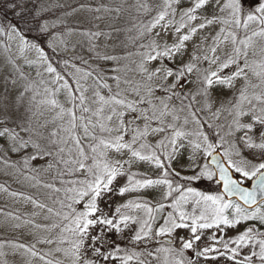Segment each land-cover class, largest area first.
I'll return each instance as SVG.
<instances>
[{
  "label": "snow or ice",
  "instance_id": "6c2138e0",
  "mask_svg": "<svg viewBox=\"0 0 264 264\" xmlns=\"http://www.w3.org/2000/svg\"><path fill=\"white\" fill-rule=\"evenodd\" d=\"M0 176V264H264V0H0Z\"/></svg>",
  "mask_w": 264,
  "mask_h": 264
},
{
  "label": "rangeland",
  "instance_id": "374dc122",
  "mask_svg": "<svg viewBox=\"0 0 264 264\" xmlns=\"http://www.w3.org/2000/svg\"><path fill=\"white\" fill-rule=\"evenodd\" d=\"M53 2H55V0H53ZM61 3H72V4H75L77 3V0H60ZM77 21H76V18H70L69 19V23L70 24H75ZM81 38L78 36V35H73V36H70L69 37V40L71 43H75L76 41L80 40ZM77 51H79V49H77Z\"/></svg>",
  "mask_w": 264,
  "mask_h": 264
},
{
  "label": "crops",
  "instance_id": "0c3cea01",
  "mask_svg": "<svg viewBox=\"0 0 264 264\" xmlns=\"http://www.w3.org/2000/svg\"><path fill=\"white\" fill-rule=\"evenodd\" d=\"M3 179H5V178L0 176V180H3ZM12 187L15 188L17 186L13 184ZM4 205H5V200H4L3 196H0V207H4ZM9 210H10V206H9ZM9 259L11 260L12 257H9Z\"/></svg>",
  "mask_w": 264,
  "mask_h": 264
},
{
  "label": "trees",
  "instance_id": "16d2710c",
  "mask_svg": "<svg viewBox=\"0 0 264 264\" xmlns=\"http://www.w3.org/2000/svg\"><path fill=\"white\" fill-rule=\"evenodd\" d=\"M9 18H11V14H9Z\"/></svg>",
  "mask_w": 264,
  "mask_h": 264
}]
</instances>
